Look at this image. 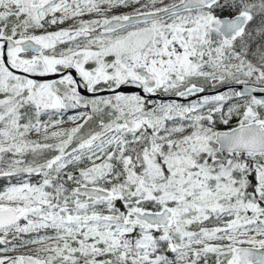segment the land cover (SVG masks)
<instances>
[{
    "label": "snow or ice",
    "instance_id": "obj_1",
    "mask_svg": "<svg viewBox=\"0 0 264 264\" xmlns=\"http://www.w3.org/2000/svg\"><path fill=\"white\" fill-rule=\"evenodd\" d=\"M0 181V264H264V0H0Z\"/></svg>",
    "mask_w": 264,
    "mask_h": 264
},
{
    "label": "flooded vegetation",
    "instance_id": "obj_2",
    "mask_svg": "<svg viewBox=\"0 0 264 264\" xmlns=\"http://www.w3.org/2000/svg\"><path fill=\"white\" fill-rule=\"evenodd\" d=\"M165 2L167 3L168 0H165ZM131 11H133V8L130 9L129 7H120V8H117L114 10V14L129 13ZM89 18H91V17L85 16V19H89ZM67 26H68L67 24L57 25V26H54L53 28H51L49 30H57L59 27H67ZM73 114H74V112L71 110L67 114H65V116H64L65 123H64L63 127L69 128L71 126V123L68 122L67 117L69 115H73ZM4 184H5L4 181H0V188H2ZM25 238H27V237H25ZM13 243H17V242L14 241ZM3 247H4L3 245H0V248H3ZM31 247L32 246H30V247H19L18 246V247H16V249L14 251H8L6 253H0V256L12 257L15 255H30V254H32Z\"/></svg>",
    "mask_w": 264,
    "mask_h": 264
},
{
    "label": "trees",
    "instance_id": "obj_3",
    "mask_svg": "<svg viewBox=\"0 0 264 264\" xmlns=\"http://www.w3.org/2000/svg\"><path fill=\"white\" fill-rule=\"evenodd\" d=\"M130 9L132 8V7H129ZM232 126H235V125H227V126H225V125H223V124H218L217 125V128H218V130H227V128H229V127H232ZM5 183V182H4ZM4 186V185H3Z\"/></svg>",
    "mask_w": 264,
    "mask_h": 264
},
{
    "label": "rangeland",
    "instance_id": "obj_4",
    "mask_svg": "<svg viewBox=\"0 0 264 264\" xmlns=\"http://www.w3.org/2000/svg\"><path fill=\"white\" fill-rule=\"evenodd\" d=\"M237 123V119L236 118H233V120L230 122V125H235ZM219 124V123H218ZM72 126V125H71ZM70 126V127H71ZM15 255V254H14ZM15 256H18V255H15ZM14 257V256H12Z\"/></svg>",
    "mask_w": 264,
    "mask_h": 264
},
{
    "label": "water",
    "instance_id": "obj_5",
    "mask_svg": "<svg viewBox=\"0 0 264 264\" xmlns=\"http://www.w3.org/2000/svg\"><path fill=\"white\" fill-rule=\"evenodd\" d=\"M223 89H221V91H222ZM191 99H195V97H192ZM221 131H224V130H221Z\"/></svg>",
    "mask_w": 264,
    "mask_h": 264
}]
</instances>
